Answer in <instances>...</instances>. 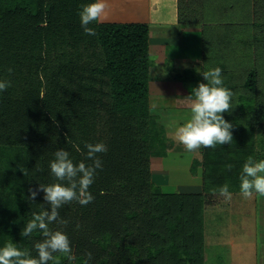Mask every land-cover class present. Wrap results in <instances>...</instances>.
<instances>
[{"label":"trees","instance_id":"1","mask_svg":"<svg viewBox=\"0 0 264 264\" xmlns=\"http://www.w3.org/2000/svg\"><path fill=\"white\" fill-rule=\"evenodd\" d=\"M89 1L0 0V81L11 82L0 93V187L22 195L20 202H9L17 217L9 233H19L9 243L16 240L17 248L38 256L34 245L44 238L42 233L22 237L21 232L33 213L50 211V207L43 191L31 201L28 189L57 182L49 164L58 149L67 150L74 163L90 164L85 159V144L104 143L107 152L98 154L102 169H97L89 189L94 201L87 206L77 202L64 205L59 213L68 223L49 225L51 230L67 234L75 256L72 264H84L88 252L93 256L89 264H203V206L213 203L215 197L209 189L238 181L242 156L252 152L245 129L237 122L243 119L254 126L264 116V103L256 101L258 74L254 68L246 74V92L237 105L240 112L225 113L236 125L231 129L234 142L203 149L202 189L163 192L150 181L149 158L154 153L165 155V139L162 130L156 129L148 105L152 54L162 46L149 43L148 25L141 22L93 23L89 27L97 35H86L79 12ZM222 1L181 0L178 22L192 21L189 15L201 6L218 11L227 3L236 5L233 0ZM180 5L185 7L184 15ZM200 13L204 19L206 14L209 20L217 17L213 10ZM55 37L68 38L70 44L87 41L98 48L87 76L85 71L72 77L70 73L57 84L48 77L33 80L37 75L31 74L32 70H46V45L49 47ZM191 83L187 85L189 93L195 87ZM227 85L223 79V86ZM80 91L84 98L78 95ZM247 102L255 104L247 106ZM80 106L96 109L101 117L87 119L78 110ZM98 122L102 125L95 126ZM252 157L264 159V144ZM192 163L194 173L199 161L193 159ZM228 164L233 166L231 171ZM56 255L60 264H69Z\"/></svg>","mask_w":264,"mask_h":264},{"label":"rangeland","instance_id":"2","mask_svg":"<svg viewBox=\"0 0 264 264\" xmlns=\"http://www.w3.org/2000/svg\"><path fill=\"white\" fill-rule=\"evenodd\" d=\"M244 1L233 0L237 7L233 3H227L222 8L218 7V11L216 7L208 6L211 2L209 4L205 1V4L208 3L207 9L201 6L199 11L196 10L192 16L189 15L191 20H196L195 25H193L194 21L176 24L168 23L167 19L161 18L149 22L152 26L149 31L152 36L149 38V43L152 44L151 40H154L156 43L153 45L162 44L160 52L152 54L153 62L149 68L151 80L149 113L156 129L162 130L165 139L162 148L165 155L152 154L149 158V171L150 181L159 185L163 192L186 193L199 192L202 189L201 169H203L204 148L190 153L174 139L176 129L191 116L189 98L191 93L188 92L187 85L192 80L194 83H191V86L195 87L198 86L197 83L207 82L201 72L217 67L222 69V77L228 81L227 88L233 92L231 113L236 114L240 112L237 105L241 102V96L246 92L243 86L244 79L248 70L254 68L258 74L257 87L260 89L256 101L264 103V0ZM89 2L91 3L92 0ZM179 8L184 15L185 7L180 5ZM202 10L211 12L213 10L218 18L209 20L207 14L206 19L201 18ZM209 17L212 18V14ZM161 20L165 22L164 25L166 24L164 27ZM101 21H105L103 17ZM67 39L55 37L49 47L45 42L48 52L45 58L48 60V66L45 71H31V74L37 75L32 76L34 81L37 78L41 80L48 77L57 84L62 82L64 75L72 73L70 76L72 77L78 73L83 74V71L87 76L94 54L99 52L98 48L94 44H88L87 41L85 44L83 42L84 45L76 42L70 44ZM63 67H65L64 71ZM177 73H181L182 76H177ZM186 77L191 81L183 79ZM79 93L82 98L86 96L83 91ZM255 102H247V106ZM78 110L87 119L101 117L94 108L82 109L80 106ZM245 113L247 116V109ZM224 118L227 120L226 114ZM227 121L236 127L232 121ZM237 123L240 129L241 127L245 129L247 145L251 144V152L262 150L264 116L258 125L253 126L243 119H239ZM101 125L98 122L95 126ZM248 156L246 154L242 156L243 163ZM193 159L199 161L194 173L191 172ZM229 187L232 192L230 201L215 195L213 203L203 206L202 262L203 264H264V252L259 245L264 240V198L256 195L252 198H244L240 194L239 178L237 182L230 181ZM21 198L20 193L0 187V247L19 235V233H9L14 230V223L17 220L16 211L9 202L17 203ZM13 243L17 244L16 240Z\"/></svg>","mask_w":264,"mask_h":264},{"label":"clouds","instance_id":"3","mask_svg":"<svg viewBox=\"0 0 264 264\" xmlns=\"http://www.w3.org/2000/svg\"><path fill=\"white\" fill-rule=\"evenodd\" d=\"M106 7L104 0H92L91 3L82 5L79 16L86 35H97L95 29L89 25L101 22ZM8 71L11 72L12 69ZM201 74L207 82L199 83L192 89L189 96L190 119L178 127L174 134V139L190 153L198 152L201 148L215 149L217 145L234 142L231 131L233 125L223 116V113H231L233 109V92L223 86L222 69L217 67ZM10 86V81H0V93ZM85 148V159L90 160V164L84 161L74 163L67 150L58 149L54 153L55 159L49 164L51 174L57 182L49 185L39 184L38 188L28 189L27 198L31 201L43 191V198L50 207V211L44 209L33 213L21 232L22 237H29L36 231L42 233L44 238L34 245L38 256L32 257L28 250H21L14 243H7L0 247V264H60V258L56 254L63 256L69 264L75 260L67 234L60 230L53 231L49 225L68 223L59 213V209L64 205L77 202L81 206H87L95 199L89 189L95 181L97 169H102V160L98 154L106 153L108 149L104 143H86ZM232 167L231 164L226 165L229 171ZM239 179L240 194L244 198H252L253 195L264 197V159L257 161L249 156L243 164ZM209 192L223 197L226 201L232 199L228 183L212 187ZM79 227L80 225H77V228ZM92 259V253H86L84 264H89Z\"/></svg>","mask_w":264,"mask_h":264},{"label":"crops","instance_id":"4","mask_svg":"<svg viewBox=\"0 0 264 264\" xmlns=\"http://www.w3.org/2000/svg\"><path fill=\"white\" fill-rule=\"evenodd\" d=\"M179 2L181 0H104L107 7L105 13L102 14L105 20L103 22H141L148 25L149 31L152 28L150 23L160 18L167 19L168 23L179 24L177 16ZM222 2L227 3L228 0H223ZM192 21H194L193 25H195L196 20L193 19ZM160 22L163 23V27L166 25H164L165 22L163 20ZM150 37L152 36L149 33ZM151 41L152 45L156 43L154 40ZM259 245L264 252V240Z\"/></svg>","mask_w":264,"mask_h":264}]
</instances>
